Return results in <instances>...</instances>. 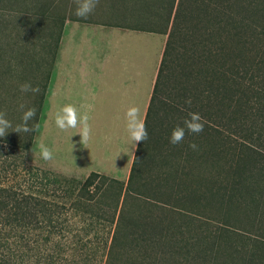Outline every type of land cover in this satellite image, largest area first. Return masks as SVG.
Instances as JSON below:
<instances>
[{
    "label": "trees",
    "instance_id": "1",
    "mask_svg": "<svg viewBox=\"0 0 264 264\" xmlns=\"http://www.w3.org/2000/svg\"><path fill=\"white\" fill-rule=\"evenodd\" d=\"M70 1L0 0V103L16 90V53H23V67L28 45L41 47L34 50L40 56L41 49L53 51L46 78L35 81L40 91L29 101L37 110L29 121L33 130L22 142L13 129L0 138V149L18 155L17 163L0 162V264H264V236H230L229 225L209 213L218 206L224 220L251 219L264 207V0L173 5L161 31L168 40L145 121L148 139L139 142L127 184L97 173L81 181L29 160ZM45 26L59 28L55 42L38 35ZM177 60L184 81L170 105L168 129L183 126L189 112L199 113L205 126L172 145L157 132V114ZM42 69L39 63L36 72ZM0 111L12 121L9 107ZM169 157L166 174L149 181L158 188L145 195L144 164H165ZM114 188V203H103Z\"/></svg>",
    "mask_w": 264,
    "mask_h": 264
},
{
    "label": "crops",
    "instance_id": "2",
    "mask_svg": "<svg viewBox=\"0 0 264 264\" xmlns=\"http://www.w3.org/2000/svg\"><path fill=\"white\" fill-rule=\"evenodd\" d=\"M75 9L71 0L31 153L44 144L53 159L41 157L42 169L81 181L97 173L127 183L139 143L129 142L125 113L137 106L146 121L168 35L93 18L104 16L97 9L80 18ZM68 104L81 114L87 111L82 106H92L88 145L81 143L79 129L55 125L56 112Z\"/></svg>",
    "mask_w": 264,
    "mask_h": 264
},
{
    "label": "rangeland",
    "instance_id": "3",
    "mask_svg": "<svg viewBox=\"0 0 264 264\" xmlns=\"http://www.w3.org/2000/svg\"><path fill=\"white\" fill-rule=\"evenodd\" d=\"M179 0H100L98 6L96 7V12L100 13L104 16H94L93 18L101 19L103 21L112 22V23H120L123 25L129 26H139L147 29L159 30L164 31L167 30V26L169 24V19L171 16V10L173 5L177 6ZM67 2V1H66ZM64 1V5H61V9L64 10L65 6L67 5ZM71 1L69 2L70 7ZM69 9L67 10L68 15ZM62 13V11H61ZM66 13V11H65ZM101 17V18H99ZM53 30V35H52ZM58 30L59 28L53 27L48 31V27L45 26L39 31V36L46 39L50 36L53 39V42L56 41L58 37ZM42 39V40H44ZM32 45H36V43H31ZM54 44V43H53ZM36 48L33 49L31 45L27 46L28 51L24 52L25 58L28 57V60L25 61L23 67H21L20 59L22 57L16 53L12 60V64L14 67V72L12 75V79L14 80V86L16 90L14 92L13 98L11 97L10 100L0 103L1 107H9L12 116V125L15 126L20 124L21 117L23 115V111L30 108L29 101L32 99L33 93H22L20 91V95L18 94V90H20V85L24 83H30L33 87H36L35 81L39 78L41 81L47 76V72L50 67V61L52 59V50L44 51L41 49V56L36 55L35 53L40 49ZM34 50H37L36 52ZM39 58L40 60H37ZM38 61L43 67L42 71L43 74H38L37 67ZM169 72H168V79H169V86L167 87V94L163 95L162 102L158 105V121L157 123L160 125L157 132L158 134H163L165 138H169L171 133L168 129V125L173 120L172 115H170V111H172L170 105L177 99V93H179V88H182L184 78L182 77V66L180 60L176 61V64H172ZM172 95V97H169ZM21 96L22 101H18L17 98ZM23 104L25 107L22 110L20 105ZM8 120H11V117H7ZM22 133V132H21ZM16 133L15 135L18 136L17 140L22 142V136L25 134L24 132ZM21 134V135H20ZM167 135V137H166ZM40 143L37 144V149L35 152L29 154V160L32 165L41 167V154H40ZM172 145L169 143L165 146L166 156L170 152V148ZM3 147V146H2ZM149 153H151V149L149 148ZM148 151L146 152L148 155ZM174 152V151H173ZM10 154L9 157L6 156ZM28 159V153L26 154ZM171 156V154H170ZM18 155L9 151L8 147H3L0 149V162L3 160L8 159L11 163L18 162ZM174 159L173 157L166 158L165 164H152L151 162H147L143 166L142 170V179L144 183L140 187L141 191L148 195L150 193L151 187L158 188L157 184H150L149 181L157 179L159 176L166 174L169 170V164ZM12 163V164H13ZM163 178V177H162ZM190 181V180H189ZM188 181V184H189ZM127 184V183H126ZM116 189H112L111 191L104 193L101 200L105 204H113L114 202V193ZM125 193V191H124ZM124 199V194L122 195L119 207L121 208L122 202ZM210 216L213 217L216 223L222 220L223 223L229 225V229L233 233L230 236H264V207L254 210L253 218L249 219L245 215H236L230 220L223 219V211L219 210L218 206L209 207ZM224 220V221H223ZM215 223V224H216ZM216 226V225H214ZM102 234V232H100ZM94 235V233H93ZM228 236V235H224ZM259 240V237H258Z\"/></svg>",
    "mask_w": 264,
    "mask_h": 264
},
{
    "label": "clouds",
    "instance_id": "4",
    "mask_svg": "<svg viewBox=\"0 0 264 264\" xmlns=\"http://www.w3.org/2000/svg\"><path fill=\"white\" fill-rule=\"evenodd\" d=\"M100 0H75L76 9L75 15L80 18H87L92 14L98 6ZM20 91L22 93L31 92L38 94L40 89L38 86L33 87L30 83H24L20 85ZM186 104L191 105V99L185 101ZM24 105L21 104L20 108L23 110ZM86 107L87 111L81 114L80 110L71 105H65L61 107L55 114V125L62 131H68L70 129H79L76 134L81 137V143L88 145L92 140V128L89 123V112L92 110L91 105L82 106ZM36 108H28L23 111L21 117V123L13 128L11 121L6 118V112L0 111V138H3L9 132V129L16 133H28L33 129L29 127V121L36 117ZM126 116V131L128 133V139L130 144L136 146L139 142H145L148 139V132L145 126L144 120L141 119L140 108L137 106L130 107L125 113ZM205 122L203 117L199 113L189 112L188 118L184 120L183 126L177 125L170 136V143L172 145H178L184 141L186 132L191 134H200L203 132ZM40 154L45 161L53 159L52 150L44 144H40ZM193 150H197V145L191 143L189 145Z\"/></svg>",
    "mask_w": 264,
    "mask_h": 264
}]
</instances>
